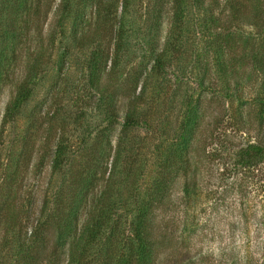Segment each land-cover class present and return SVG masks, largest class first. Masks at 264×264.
Wrapping results in <instances>:
<instances>
[{"label": "trees", "instance_id": "trees-1", "mask_svg": "<svg viewBox=\"0 0 264 264\" xmlns=\"http://www.w3.org/2000/svg\"><path fill=\"white\" fill-rule=\"evenodd\" d=\"M255 1L225 0L217 11L216 0H61V14L33 48L34 60L56 46L63 76L73 51L83 52L88 93L82 98L80 88L71 101L55 83L46 111L28 107L46 74L29 73L6 106L2 132L9 126L11 143L4 155L0 144V264H155L153 211L179 176L184 198L190 197L188 154L202 117L200 95L216 71L226 81L236 79V51L250 33L237 31L235 22ZM39 9L36 0H0V87ZM182 59L186 69L182 62L172 71L173 60ZM259 59L264 78V55ZM261 86L264 111V80ZM178 92V128L171 134L162 103ZM37 150L41 166L50 155L51 174L35 217L34 198L23 188ZM152 160L151 184L143 188ZM262 162L264 143L248 142L235 164L249 169Z\"/></svg>", "mask_w": 264, "mask_h": 264}, {"label": "rangeland", "instance_id": "rangeland-1", "mask_svg": "<svg viewBox=\"0 0 264 264\" xmlns=\"http://www.w3.org/2000/svg\"><path fill=\"white\" fill-rule=\"evenodd\" d=\"M36 1L40 4L39 15L22 36L9 69V81L2 82L0 87V144L3 155L11 139L9 126L2 132L4 111L27 74L46 73L40 76L41 81L34 88V97L28 107L37 104L46 111L50 103L46 99H52L55 83L71 101L79 97L77 90L80 88H84L82 98L88 93L81 79L85 70L83 52L73 51L63 76L56 69L58 65L55 61L59 56L56 46L45 47L46 50L38 57L40 63L37 57L34 60V46L39 44L38 40L47 27L58 19L62 8L61 0ZM224 1L216 0L217 11L223 10ZM255 3L247 16L235 22L237 31L243 35L250 33L247 44L243 43L244 48L239 46L236 51L237 57L241 58L236 65L240 68L236 79L226 81L216 71L212 73V79L206 78L210 81V88H204L200 95L202 117L188 154L191 164L188 178L190 197L184 198L182 187L185 179L179 176L171 182L166 197L153 211L149 229L156 240L155 264H264V162L249 169L235 164L239 149L246 143H264V111H261L259 99L264 78L258 68L261 65L259 57L264 55V0ZM92 9L93 6H90L85 11L87 20L92 17ZM168 27L167 19L162 27L161 41H164ZM28 45H31L30 50L25 48ZM137 49L140 56L142 50ZM184 60H173L172 71L176 65L182 68ZM200 65H205L203 58ZM184 67L186 69L185 63ZM175 75L170 73L168 80H174ZM191 85L199 89L195 82L191 81ZM195 94L198 96V92ZM181 95L179 93L171 102L167 99L162 103V118L166 116L171 134L178 128L175 118ZM118 103L121 114H124L127 105L123 96ZM83 106L88 108L84 101ZM22 121L20 119V124ZM121 123L122 119L116 124L114 143ZM37 143V146L43 145L40 141ZM39 153L37 150L26 172L23 188L24 195L34 198L35 217L39 214L51 174L50 155L41 166ZM152 169L153 160L143 188L151 184L148 180L153 175Z\"/></svg>", "mask_w": 264, "mask_h": 264}]
</instances>
